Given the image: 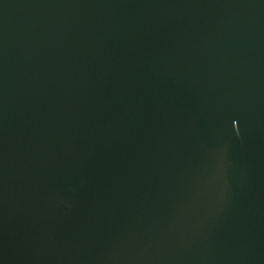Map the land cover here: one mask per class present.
<instances>
[{
  "label": "water",
  "instance_id": "water-1",
  "mask_svg": "<svg viewBox=\"0 0 264 264\" xmlns=\"http://www.w3.org/2000/svg\"><path fill=\"white\" fill-rule=\"evenodd\" d=\"M0 264H264V0H0Z\"/></svg>",
  "mask_w": 264,
  "mask_h": 264
}]
</instances>
